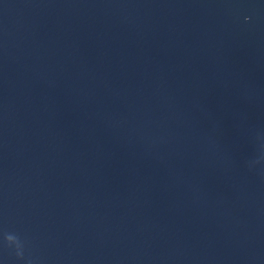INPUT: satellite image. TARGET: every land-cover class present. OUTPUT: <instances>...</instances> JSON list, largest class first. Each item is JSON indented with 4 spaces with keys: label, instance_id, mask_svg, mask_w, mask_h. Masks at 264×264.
I'll return each mask as SVG.
<instances>
[{
    "label": "water",
    "instance_id": "obj_1",
    "mask_svg": "<svg viewBox=\"0 0 264 264\" xmlns=\"http://www.w3.org/2000/svg\"><path fill=\"white\" fill-rule=\"evenodd\" d=\"M0 264H264V0H0Z\"/></svg>",
    "mask_w": 264,
    "mask_h": 264
}]
</instances>
